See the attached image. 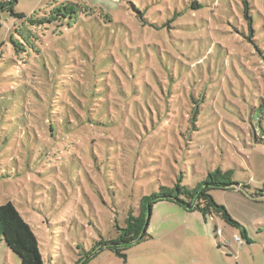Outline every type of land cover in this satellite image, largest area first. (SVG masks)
<instances>
[{"label":"rangeland","instance_id":"374dc122","mask_svg":"<svg viewBox=\"0 0 264 264\" xmlns=\"http://www.w3.org/2000/svg\"><path fill=\"white\" fill-rule=\"evenodd\" d=\"M204 1L168 24L181 0H18L25 19L0 13V205L30 226L44 264H75L141 197L215 169L247 186L210 192L240 229L158 203L126 261L105 250L88 264H264V14L249 25L231 3L226 22L220 0ZM192 20L206 26L188 33ZM207 36L225 69L189 95L155 52L187 65L169 42ZM0 264H20L1 239Z\"/></svg>","mask_w":264,"mask_h":264},{"label":"trees","instance_id":"16d2710c","mask_svg":"<svg viewBox=\"0 0 264 264\" xmlns=\"http://www.w3.org/2000/svg\"><path fill=\"white\" fill-rule=\"evenodd\" d=\"M17 2L18 0H7L4 3H0V13L6 10L11 16H15L18 20L25 19L24 15L15 14L13 11L14 4ZM231 3L233 4V8L238 10L247 19L249 25L253 24L257 26L256 23L259 25L262 24L264 0H239L238 3H236L235 0H220V4L224 8L223 16H225L226 22L232 20V14L230 13ZM187 5L181 0V2H179V7L175 6V9L177 7L178 11L174 9L171 14H168L165 9L164 12L166 15H169V18H167L168 21L165 22V24L170 23L171 20H179L180 18L186 17V13L190 8L194 10H204L208 7L204 0H201L199 3L197 0H192ZM203 22L204 21L200 20H192L190 23L181 25V27L187 28L188 33H195L194 31L196 28L194 26L205 27L206 21ZM152 27L153 26H151V28ZM256 29V35H259L261 32L264 34L263 26H259ZM157 30L160 32V29ZM164 34H167L166 26L165 33L161 35L164 36ZM253 37L254 35L252 38ZM209 45H211V52L207 53L206 51ZM169 47L177 54L183 55L186 59L189 58L190 63L181 65L179 62H175L171 56H168L164 50L159 54L155 52L157 58L160 56L159 65L164 72H168L176 66L177 75H185L180 87L188 91L189 95L193 92L198 81L205 75L204 72L208 75L211 71L220 74L224 72L225 53L221 51L217 45H212L209 36L197 39L185 38L178 41V44L174 41H170ZM139 54L142 53L140 52ZM232 57H230V59H232ZM233 60L234 59L230 60L232 65H234L233 63L235 62ZM144 93L146 96L149 94L146 91H144ZM92 95V93L89 94V97ZM88 103H86V108H88ZM95 116L98 117V114H95ZM87 121L92 122L90 119ZM97 174L102 176L104 178L103 180L108 183L107 178L108 174H110V168H98ZM232 176L233 173L230 170L221 172V170L215 169L209 171L205 179L198 182L194 187H189L184 185L183 174L181 173L172 184V187L161 186L150 196L141 197L136 211L130 209L126 217L123 218L124 222L122 225L120 222L114 223L113 233L115 238L97 241L92 249L75 262V264H88L91 259L105 250L111 251V253L126 261L125 252L128 249L149 239L147 227L151 220L152 209L158 203H171L188 213L197 212L204 219L207 217L211 219H213V217H219L225 223L240 229L241 226L232 220L227 210L223 206L217 205L210 195V192L213 190L226 191L237 189L242 191L247 189V186L233 181ZM215 231L216 237H218L219 231L217 232V229ZM242 231L243 234H245L243 229ZM243 236L244 240H246V236ZM0 239L7 249L19 259L20 264H44L35 234L10 202L0 205ZM239 241L242 240L239 239Z\"/></svg>","mask_w":264,"mask_h":264},{"label":"built area","instance_id":"2783aa9c","mask_svg":"<svg viewBox=\"0 0 264 264\" xmlns=\"http://www.w3.org/2000/svg\"><path fill=\"white\" fill-rule=\"evenodd\" d=\"M218 234H221V233L219 232ZM236 241H237V242H240L238 238H236Z\"/></svg>","mask_w":264,"mask_h":264}]
</instances>
